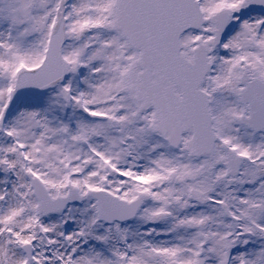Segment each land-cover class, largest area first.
Returning <instances> with one entry per match:
<instances>
[{
  "label": "snow or ice",
  "instance_id": "snow-or-ice-1",
  "mask_svg": "<svg viewBox=\"0 0 264 264\" xmlns=\"http://www.w3.org/2000/svg\"><path fill=\"white\" fill-rule=\"evenodd\" d=\"M0 264H264V0H0Z\"/></svg>",
  "mask_w": 264,
  "mask_h": 264
}]
</instances>
